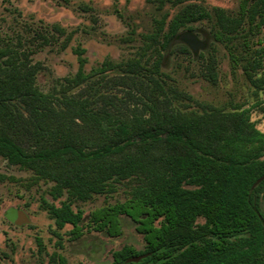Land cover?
I'll list each match as a JSON object with an SVG mask.
<instances>
[{"label": "trees", "instance_id": "1", "mask_svg": "<svg viewBox=\"0 0 264 264\" xmlns=\"http://www.w3.org/2000/svg\"><path fill=\"white\" fill-rule=\"evenodd\" d=\"M213 10L218 40L231 41L245 18L249 31L264 26V0H241L238 16L222 7ZM210 16L203 6L182 5L169 21L168 15L158 20L153 38L161 35L165 50L183 28ZM84 52L77 49L79 66L70 84L111 69L138 74L143 68L137 59H105L86 72ZM256 52L251 69L264 65V46ZM27 58L10 45L0 46V154L54 181L57 198L68 192L70 200L60 204L44 199L58 227L71 224L73 237L81 236L84 210L74 209L73 200L137 176L142 181L130 197L89 213L94 230L119 236L127 216L143 234V249L125 244L106 264H264V179L257 182L264 175V132L247 108L201 113L170 107L175 96L162 69V51L149 76V101L142 112L128 115L97 107L95 96L43 91L36 83L38 66ZM251 79L264 88V71ZM4 178L0 173V181ZM58 258L68 264L64 255Z\"/></svg>", "mask_w": 264, "mask_h": 264}, {"label": "rangeland", "instance_id": "2", "mask_svg": "<svg viewBox=\"0 0 264 264\" xmlns=\"http://www.w3.org/2000/svg\"><path fill=\"white\" fill-rule=\"evenodd\" d=\"M180 4L175 5V2ZM241 0H0V46L10 45L28 55L37 65L36 83L57 97L95 96L96 106L122 115L142 112L149 101L151 70L160 57L168 85L174 91L172 108L211 111L237 106L247 108L251 121L264 132V88L257 89L251 76L261 74L264 65L251 69L256 50L264 46V26L249 31L245 18L242 30L231 41L214 36V7L237 15ZM207 8L211 16L185 27L178 38L161 49L162 36L153 38L158 20L167 21L185 4ZM78 48H85V70L137 59L143 65L138 74L120 69L107 70L75 85ZM250 72H247V69ZM250 69V70H249ZM28 144V139L25 140ZM0 264H60L58 254L68 264H106L113 251L125 244L145 247L136 222L122 216L123 233L110 236L89 225L91 210L130 197L141 183L134 176L115 182L111 189L87 199L73 200V208L84 210L83 234L74 238L72 225L58 227L48 203L69 199L65 190L56 197L54 181L31 168L11 164L0 154ZM261 181V180H260ZM259 182V180L257 181ZM264 208V194L261 198ZM202 220V219H201Z\"/></svg>", "mask_w": 264, "mask_h": 264}, {"label": "water", "instance_id": "3", "mask_svg": "<svg viewBox=\"0 0 264 264\" xmlns=\"http://www.w3.org/2000/svg\"><path fill=\"white\" fill-rule=\"evenodd\" d=\"M262 179H264V175H262V176L259 178V181L262 180ZM144 255H145V254H144ZM144 255L137 256V257H132V258H130L129 260H136V261H138V260H140Z\"/></svg>", "mask_w": 264, "mask_h": 264}]
</instances>
